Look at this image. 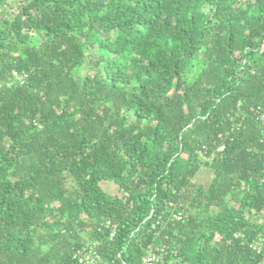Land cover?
<instances>
[{
  "label": "trees",
  "instance_id": "1",
  "mask_svg": "<svg viewBox=\"0 0 264 264\" xmlns=\"http://www.w3.org/2000/svg\"><path fill=\"white\" fill-rule=\"evenodd\" d=\"M263 106L264 0H0V264H264Z\"/></svg>",
  "mask_w": 264,
  "mask_h": 264
},
{
  "label": "built area",
  "instance_id": "2",
  "mask_svg": "<svg viewBox=\"0 0 264 264\" xmlns=\"http://www.w3.org/2000/svg\"><path fill=\"white\" fill-rule=\"evenodd\" d=\"M12 76L17 83L22 84L25 81L26 74L18 73L17 71L13 70ZM258 113H259V117H260L261 121L264 122V106L262 108H259ZM222 148H223V146H220L218 148V150H221ZM91 262H92V260H91ZM140 264H159V256L156 255V253H152L150 251L141 258Z\"/></svg>",
  "mask_w": 264,
  "mask_h": 264
},
{
  "label": "rangeland",
  "instance_id": "3",
  "mask_svg": "<svg viewBox=\"0 0 264 264\" xmlns=\"http://www.w3.org/2000/svg\"><path fill=\"white\" fill-rule=\"evenodd\" d=\"M211 171L209 170V168L207 167H203L199 173L198 176L194 179L195 182L197 183H201V184H207V182L209 181V179L211 178ZM103 188L106 192L112 194V195H119L120 191L118 189V187L112 183V182H107L103 184Z\"/></svg>",
  "mask_w": 264,
  "mask_h": 264
}]
</instances>
